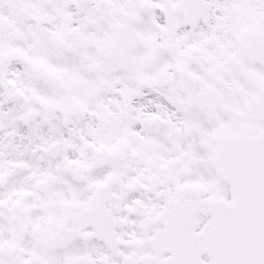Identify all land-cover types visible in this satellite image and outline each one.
<instances>
[{
    "label": "snow or ice",
    "instance_id": "obj_1",
    "mask_svg": "<svg viewBox=\"0 0 264 264\" xmlns=\"http://www.w3.org/2000/svg\"><path fill=\"white\" fill-rule=\"evenodd\" d=\"M0 264H264V0H0Z\"/></svg>",
    "mask_w": 264,
    "mask_h": 264
}]
</instances>
